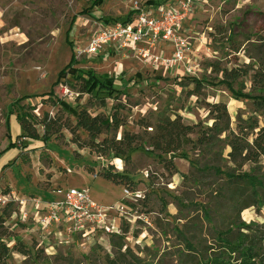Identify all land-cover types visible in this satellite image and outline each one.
<instances>
[{"label": "rangeland", "instance_id": "rangeland-1", "mask_svg": "<svg viewBox=\"0 0 264 264\" xmlns=\"http://www.w3.org/2000/svg\"><path fill=\"white\" fill-rule=\"evenodd\" d=\"M92 1L0 0V151L8 143V105L52 89L72 52L75 67L110 79L116 99L106 97L101 106L92 97L79 95L70 87L74 80L68 74L53 87L54 105L35 97L19 104L34 106L38 118L47 114L71 127L79 107L91 115H108L119 104L122 129L142 134L137 122L144 118L153 122L160 114L211 126V104L223 102L234 132L239 120L242 125L255 122L253 133L264 126V109L243 95L261 93L252 82L253 74L264 67L260 39L264 0H191L179 26V34L191 46L184 63L169 62L166 44L154 52L158 59L113 46L93 54L83 50L93 33L128 20L137 8H173L185 0H100L90 8ZM88 7V13H79ZM74 16L68 34L71 51L66 32ZM218 67L237 69L241 75L226 81ZM196 82L201 84L198 93ZM36 129L43 132L41 126ZM122 129L115 133L117 138ZM77 133L88 141L86 132ZM73 136L63 128L45 143L32 142L26 150H9L1 156L0 231L9 253L0 264H212L225 245L230 247L231 264H264V157L256 163H233L223 141L190 144L162 155L143 145L128 152L125 161L112 153L97 156L88 147H79ZM171 164L174 167L167 168ZM109 166L125 170L136 183L134 191L127 189L131 196H125L123 185L97 175ZM71 186L86 189L103 205L129 201L136 219L123 224V237L97 233L79 238L61 227L40 229L39 208L61 198ZM16 242L30 254L14 250Z\"/></svg>", "mask_w": 264, "mask_h": 264}, {"label": "trees", "instance_id": "trees-1", "mask_svg": "<svg viewBox=\"0 0 264 264\" xmlns=\"http://www.w3.org/2000/svg\"><path fill=\"white\" fill-rule=\"evenodd\" d=\"M99 3L100 0H93L90 8ZM88 11L89 7L79 13H88ZM75 18L76 16L71 19L66 32V42L70 45L71 51L72 42L68 40V34L74 24ZM260 39L264 40V36H261ZM74 65L75 57L72 52L68 62L58 71L56 80L52 84V89L37 95H24L16 98L13 103L8 105L5 118L9 131L8 143L5 149L0 151V158L3 153L11 149L26 150L32 142L40 141L45 143L51 135L59 133L63 128L68 129L74 135L73 141L79 147H88L97 156H106L112 153L115 157H121L125 161L128 160V152L143 145L148 146L152 152L162 155L174 154L184 146L190 144L210 146L216 142L223 141H226V145L229 148L227 156L233 163L240 165L246 161L256 163L261 157H264V126L253 133V130L257 128L255 122H248V124L242 125L239 120L236 124V132H234L230 129L227 107L223 102L211 104V110L209 111L213 119L211 126L203 127L200 123H184L181 116L177 114L173 118L160 114L155 117L153 122L145 118L137 122L142 128V134L129 133L127 130L122 129L125 122L120 114L119 104L112 106L111 112L108 115H91L85 108L79 107L76 112V122L72 127L56 118H48L47 114L38 118L33 113L34 106L19 104L22 100L35 97L49 101L54 105L56 100L53 87L60 82L62 83L68 74L74 80V83L70 84V87L75 88L79 95H88L101 106L106 105V97L116 99L112 94L116 93L117 90L112 86L107 76L96 74L90 69L82 70ZM217 71L222 73L226 81H234L241 75L239 70L233 68L224 69L218 67ZM252 83L259 86L261 93L253 96H250V94L243 95L252 97L253 101L257 104V109H264V67L253 74ZM200 85V82H196V93H198ZM11 116L15 117V121L20 128V132L16 136H12L10 132L9 119ZM37 126L42 127L43 132L41 134L37 131ZM79 129L87 133L88 141L80 139L77 133ZM119 129H122V132L121 136L117 138L115 133ZM106 134H110V136H106ZM194 134L196 135L195 139L192 138ZM102 135L104 136L100 139ZM222 135L225 137H222ZM21 138L23 139L21 140ZM173 167L172 164L167 166V168ZM97 175L115 184H121L130 191H134V187L136 186V183L132 181L125 170L119 172L113 170L112 166L102 168ZM3 223L4 218L0 214V229L3 228ZM2 235L3 232L0 231V259L6 258L9 253L8 246L2 241ZM223 248L224 250L215 254L212 264L232 263V259L229 258L228 254L230 247L225 245ZM13 249L25 256L30 254V250L21 242H16L13 245ZM238 249L242 251L240 246ZM239 253L242 255L241 252Z\"/></svg>", "mask_w": 264, "mask_h": 264}, {"label": "built area", "instance_id": "built-area-1", "mask_svg": "<svg viewBox=\"0 0 264 264\" xmlns=\"http://www.w3.org/2000/svg\"><path fill=\"white\" fill-rule=\"evenodd\" d=\"M191 4V0H185L173 8L162 5L137 8L128 20L93 33L83 52L93 54L113 46L117 50L136 51L145 59H158L154 52L159 44H166L171 52L169 62L184 63L189 60L191 46L187 38L179 34V26ZM124 193L131 196L127 189ZM39 210L43 211L38 216L40 229L48 231L52 226L61 227L66 234L79 238L97 233L123 237V224L136 219L129 201L103 205L92 200L86 189L73 186L61 198L46 201Z\"/></svg>", "mask_w": 264, "mask_h": 264}, {"label": "crops", "instance_id": "crops-1", "mask_svg": "<svg viewBox=\"0 0 264 264\" xmlns=\"http://www.w3.org/2000/svg\"><path fill=\"white\" fill-rule=\"evenodd\" d=\"M9 124H10V129L13 133L12 135L16 136L17 134H19L20 128H19V125L17 124V122L15 121L14 116L10 117ZM14 150H17V149H11L10 151H14Z\"/></svg>", "mask_w": 264, "mask_h": 264}, {"label": "bare ground", "instance_id": "bare-ground-1", "mask_svg": "<svg viewBox=\"0 0 264 264\" xmlns=\"http://www.w3.org/2000/svg\"><path fill=\"white\" fill-rule=\"evenodd\" d=\"M116 163H117V168L118 169H121L122 168V164H121V161H120V159H116Z\"/></svg>", "mask_w": 264, "mask_h": 264}]
</instances>
